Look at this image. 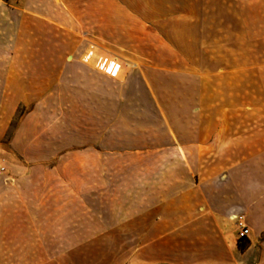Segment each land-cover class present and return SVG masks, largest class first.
I'll use <instances>...</instances> for the list:
<instances>
[{"label":"rangeland","instance_id":"1","mask_svg":"<svg viewBox=\"0 0 264 264\" xmlns=\"http://www.w3.org/2000/svg\"><path fill=\"white\" fill-rule=\"evenodd\" d=\"M54 3L68 11L73 27L18 12L0 40V54H15L11 63L18 73H50L49 81L30 77L33 88L43 84L46 91L7 93L2 112L10 122L4 130L0 126V167L12 178L62 181L61 190L80 197L67 207L76 208L81 233L67 234L66 251H53L50 258L58 257L59 264H264V188L256 191L258 211L226 212L217 188L206 189L214 190V205L203 197V179L192 170L203 157L172 148L177 137L171 127L185 131L193 116L218 113L213 105L223 82L217 38L225 31L218 16L228 25L234 0ZM201 35L207 42H190ZM89 47L93 57L113 56L121 75L108 78L93 60L83 68ZM232 78L224 84H233ZM240 79L244 84L252 77ZM24 116L31 118L17 143L26 155L9 147ZM91 217L97 224L92 229ZM130 217L137 233L122 235ZM237 217L247 225V237L238 238Z\"/></svg>","mask_w":264,"mask_h":264},{"label":"crops","instance_id":"2","mask_svg":"<svg viewBox=\"0 0 264 264\" xmlns=\"http://www.w3.org/2000/svg\"><path fill=\"white\" fill-rule=\"evenodd\" d=\"M54 2L21 0L18 4L17 0H0V40L4 32L5 36L9 34L13 23L10 17L18 12L39 16L63 27H73L74 22L68 11ZM171 8V12L177 11L176 7ZM202 23L204 25L205 22L201 21V27ZM218 27L225 30L217 38L218 80L223 82L219 84L222 94H219L216 105H213L218 113L193 116L187 122L192 127L185 128V131L171 127L177 137V145L172 148L177 153L179 150L188 156L203 157L201 163L198 159L196 166L193 164L195 167L192 166V170L198 171H194L198 180L200 176L203 179V197L208 198V203L214 205V190L206 189L217 188V196L222 199L219 200L224 204V211H258L256 191L260 187L264 188V0H234L233 19L227 25L225 16H218ZM204 37L196 36L190 42L196 40L201 43L206 41ZM5 41L9 43L8 38ZM89 50L93 51L89 47L82 55L83 68L91 67V60L86 61L84 58ZM200 52L210 54L203 48ZM97 56L106 61L116 60L107 54L99 53ZM2 59L0 126L4 130L10 122L2 112L3 103H7V93L34 91L33 79L30 77L45 76L46 81H49L50 73L48 70L35 72L34 68H25L18 73L16 66L11 63L15 59L12 52L3 56L0 54V61ZM231 76L233 84L225 85L224 82ZM241 76L252 77L251 81L255 83L250 81L243 84ZM35 89L46 91L48 87L42 84ZM41 98L44 101L45 97ZM13 99L16 105L17 95ZM155 101L159 107L164 105L156 95ZM196 104L200 105V99H197ZM29 118L24 116L21 119L9 140L10 149L24 155L29 152L17 140ZM174 123L177 121L170 119V124ZM206 156L209 158H204ZM199 164L202 165L201 169L197 167ZM174 166H170V171H174ZM0 176V264H50L51 260L59 264L58 257L50 258L51 252H65L66 235L81 233L82 224L81 219L76 217V208L67 207V204H77L80 197L75 193L69 196L61 190L59 184L62 181L12 178L3 167H0ZM157 179L161 181V173ZM95 220L90 218V229L97 225ZM134 221L135 217L124 218L122 235L137 233L134 231ZM105 233L114 234L110 231Z\"/></svg>","mask_w":264,"mask_h":264},{"label":"built area","instance_id":"3","mask_svg":"<svg viewBox=\"0 0 264 264\" xmlns=\"http://www.w3.org/2000/svg\"><path fill=\"white\" fill-rule=\"evenodd\" d=\"M93 51L89 50L84 58L85 60H93L95 68L102 71L106 76L117 79L121 72H122V65L114 60H104L100 56L93 57ZM237 231H238V238H243L248 236L249 229L245 222L243 221L242 217H237Z\"/></svg>","mask_w":264,"mask_h":264},{"label":"trees","instance_id":"4","mask_svg":"<svg viewBox=\"0 0 264 264\" xmlns=\"http://www.w3.org/2000/svg\"><path fill=\"white\" fill-rule=\"evenodd\" d=\"M238 247H239L241 250H243V249H244L243 247H240V245H238Z\"/></svg>","mask_w":264,"mask_h":264},{"label":"bare ground","instance_id":"5","mask_svg":"<svg viewBox=\"0 0 264 264\" xmlns=\"http://www.w3.org/2000/svg\"><path fill=\"white\" fill-rule=\"evenodd\" d=\"M234 218V217H233Z\"/></svg>","mask_w":264,"mask_h":264}]
</instances>
